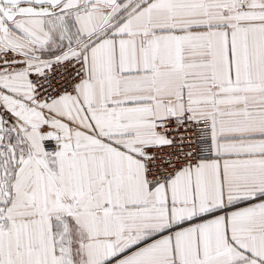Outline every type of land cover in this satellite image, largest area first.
<instances>
[{
  "label": "snow or ice",
  "instance_id": "6c2138e0",
  "mask_svg": "<svg viewBox=\"0 0 264 264\" xmlns=\"http://www.w3.org/2000/svg\"><path fill=\"white\" fill-rule=\"evenodd\" d=\"M0 264H264V0H0Z\"/></svg>",
  "mask_w": 264,
  "mask_h": 264
}]
</instances>
